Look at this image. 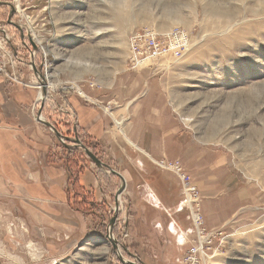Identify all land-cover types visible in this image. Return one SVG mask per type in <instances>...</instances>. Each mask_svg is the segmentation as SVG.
I'll use <instances>...</instances> for the list:
<instances>
[{"label":"rangeland","instance_id":"obj_1","mask_svg":"<svg viewBox=\"0 0 264 264\" xmlns=\"http://www.w3.org/2000/svg\"><path fill=\"white\" fill-rule=\"evenodd\" d=\"M0 1L16 6V22H26L35 40L47 48L54 96L75 94L62 91L63 85L75 91L84 85L100 90L96 75L126 69H153L154 78L162 80V93L182 133L183 157L162 155L152 163L175 177L172 192L177 200L174 207H159L160 214L142 218L133 216L130 198L120 200V225L111 231L117 230L114 237L124 261L179 264L185 250L179 243L180 233L190 227L188 212L184 206L179 209L183 195L177 176L155 165L165 161L178 163L197 189L202 227L213 235L205 264H264V0ZM7 13L4 6L0 21L7 20ZM138 32L154 33L167 52L135 64L129 38ZM19 54L26 62L28 51L21 48ZM27 69L18 65L17 73L32 84L33 76L21 73H29ZM83 100L101 107L116 132H124L128 118L113 113L115 102L101 106L96 99ZM68 120L53 117L73 139L75 127ZM80 138L96 151L90 138ZM84 156L78 158L80 172L97 171ZM48 157L57 160L54 152ZM89 196L97 206L87 216L93 220L90 232L81 238L67 234L56 235L53 243L34 242L36 235H20L18 226L0 216V264H128L120 262L106 237L114 199L108 197L106 210L93 192Z\"/></svg>","mask_w":264,"mask_h":264},{"label":"crops","instance_id":"obj_2","mask_svg":"<svg viewBox=\"0 0 264 264\" xmlns=\"http://www.w3.org/2000/svg\"><path fill=\"white\" fill-rule=\"evenodd\" d=\"M25 71L21 73L26 78L33 76ZM155 75L153 69H126L115 75H96L100 90L81 86L83 94L98 100L101 106L116 103L113 113L128 118L122 134L116 132L113 121L101 107L76 94L54 97L55 104H65L72 110L78 136H87L96 143L98 159L124 178L125 188L120 197L130 198L133 216L141 218L145 214H160L159 207L172 208L177 200L172 192L175 177L160 172L152 161L162 155L183 157L182 133L162 93V80ZM37 95V89L9 83L0 76V216L4 222L18 226L20 235L25 237L26 231L36 235L31 238L34 242L42 239L53 243L56 235L67 238V234L71 239L76 235L79 238L90 232L93 220L68 202L70 175L64 166L65 159L62 161L66 153H61L57 138L48 128L32 117ZM41 109L44 119L53 124L57 112L47 105ZM57 130L61 131L58 126ZM51 152L55 153L56 162L48 161ZM78 183L103 201L107 210L108 200L114 198L120 180L106 172L85 169L80 172Z\"/></svg>","mask_w":264,"mask_h":264},{"label":"built area","instance_id":"obj_3","mask_svg":"<svg viewBox=\"0 0 264 264\" xmlns=\"http://www.w3.org/2000/svg\"><path fill=\"white\" fill-rule=\"evenodd\" d=\"M15 7V14L18 13V10ZM13 17V21L16 22ZM17 23L21 26V31H23L25 38L20 39L18 36V32L14 27L7 24L4 21H0V76H2L7 81L23 85L24 87H33L39 91L38 97L36 98L35 104L32 106V117L35 121H37V108L41 102H44L45 105L49 106V108H53L57 112L59 116H65L70 121V125L75 124V116L66 105H57L55 104V96L52 95L55 93L52 83L50 82L49 77L50 70L48 65V52L47 48L44 47L39 41H36L32 32V29L28 26V24L22 20H17ZM155 34L152 32L148 33H136L131 36L130 39V48H132V54L135 64H140L146 60H151L161 56L166 53L167 49L165 47L164 42L159 41L155 38ZM30 40H29V39ZM20 39V40H19ZM173 39H170L169 43H172ZM30 41L35 43L36 51L34 52L31 49ZM174 42V40H173ZM24 48L28 51L27 62H24L20 57L19 50ZM39 60V64L41 67L42 76L46 85V96L42 99L40 93V85L37 80L34 78L32 84L25 83L24 80L17 73V66L22 65L26 66L30 72L32 71V67L30 65V60H34L36 62ZM62 91L71 90L74 91L78 96L89 100L82 91L76 90L73 87H69L68 85L60 86ZM39 119H43V117L39 116ZM115 122L114 124H116ZM56 125V124H55ZM61 143L64 142L63 139L60 140ZM155 165L159 167V169H163L165 171H169L175 174L178 178V182L180 184L181 192L183 195L182 202L180 204L179 209L182 210L186 208L188 212V221H190V227L180 234L183 235V241L179 243L182 245L181 247H185V250L180 257L179 264H205L206 258H208L207 251L210 248L212 243L213 235L208 233L202 227V216L200 214L199 208V195L195 186L192 185V182L189 181L190 177L183 173L182 167L178 163H166L165 161H155ZM119 197V204H120ZM184 206V207H183ZM122 207V206H121ZM118 205V213L120 208ZM183 207V208H182ZM116 225H120L119 217L114 223ZM186 233V234H184ZM126 233L124 232L121 236L124 237ZM179 236V235H178ZM113 239V235L111 236Z\"/></svg>","mask_w":264,"mask_h":264},{"label":"water","instance_id":"obj_4","mask_svg":"<svg viewBox=\"0 0 264 264\" xmlns=\"http://www.w3.org/2000/svg\"><path fill=\"white\" fill-rule=\"evenodd\" d=\"M0 6H7L9 8V14H8V17H7V24L13 26L14 28H16L20 34V37L23 39L24 38V35H23V32L21 31V26L19 23H16V22H13L12 21V16H13V13H14V8H13V5H11V3H7V2H0ZM29 39V38H28ZM30 40V39H29ZM30 44H31V47H32V50L35 52L37 49H36V46H35V43L33 44L31 41H30ZM30 65L32 67V71H33V74L35 76V79L37 80V82L39 83L40 85V93H41V96H42V99L45 98L46 96V85H45V82H44V79H43V76H42V72H41V67H36L35 63H34V60H30ZM43 104H41L40 108H38V117L40 116L41 117V111H42V106ZM37 117V122H39L40 124H42L43 126H45L46 128L49 129V131H51V134H53L57 140H61L63 139L64 142H63V145L64 147L67 149V150H71V149H74V148H77L79 150H81L88 158L89 160L91 161V163L96 167L97 170H99V172H102V173H109V174H112V175H115L118 177V179L120 180V185L116 191V196H115V203H114V208H115V213L113 214V216L109 219V225H108V236L107 239L109 240V242H111L112 244V247L114 250V252L116 253V255L119 257V260L120 262L122 263H128V264H137L136 262L134 261H124V257L120 255V250H118L120 248V245L118 244V242L114 239H112L110 236H112V227L114 226L113 223H115V220L117 218V211H118V196L122 193V191L124 190L125 188V180L124 178L119 174V172L113 170L112 168H110L108 165H106L105 163H103L100 159H98V157L93 154L89 149H87L85 146H83V144L81 143V141L78 139V138H75L74 140H70L68 138H65V136H62L57 130L56 128L48 121L46 120H43V119H39ZM69 144H67V143ZM123 250H126L125 247L122 248ZM119 252V253H118ZM128 256L132 257L134 260H137L136 257L134 255H132L131 253H127Z\"/></svg>","mask_w":264,"mask_h":264},{"label":"trees","instance_id":"obj_5","mask_svg":"<svg viewBox=\"0 0 264 264\" xmlns=\"http://www.w3.org/2000/svg\"><path fill=\"white\" fill-rule=\"evenodd\" d=\"M3 8H4V6H0V10ZM7 15H8V13H7ZM7 15H6V18H7ZM74 131H75V135L78 136L77 130L74 129ZM78 138L80 139L83 146H85L87 149H89L93 154H95L97 156L95 148L91 147L89 144H87L79 136H78ZM61 148L64 151V154L66 153L65 157L63 158V159H65L64 164L69 171L67 173H69V175H70L69 185L71 184L70 186H72V191H74L73 197L72 196L70 197V195L68 194V196H69L67 198L68 202L74 210L83 214L84 217H87L88 215H90V212L93 213V211H95L97 204H96L94 198L92 199L89 196V195H92V192L84 190V188L79 186V184H78V176L80 174V171L82 170V168H80L78 166V158H86V157L84 156V153L79 149L65 150L63 147H61ZM86 205L89 207L90 210L85 208ZM116 232H117L116 229L113 230V233H116Z\"/></svg>","mask_w":264,"mask_h":264},{"label":"bare ground","instance_id":"obj_6","mask_svg":"<svg viewBox=\"0 0 264 264\" xmlns=\"http://www.w3.org/2000/svg\"><path fill=\"white\" fill-rule=\"evenodd\" d=\"M49 77H51V75H50ZM79 91H81V90H79ZM116 124H117V126L119 127V124H120V123H119V122H117ZM118 253H119V252H118Z\"/></svg>","mask_w":264,"mask_h":264}]
</instances>
